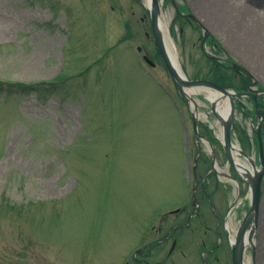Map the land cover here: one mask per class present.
<instances>
[{
	"label": "rangeland",
	"instance_id": "1",
	"mask_svg": "<svg viewBox=\"0 0 264 264\" xmlns=\"http://www.w3.org/2000/svg\"><path fill=\"white\" fill-rule=\"evenodd\" d=\"M161 1L186 78L214 74L200 51L202 32L185 16L192 14L217 42L215 52L205 45L208 54L222 61L229 55L264 85V31L257 28L264 0H228L257 15L253 28L239 17L217 18L193 0ZM148 17L143 0H0V264H123L162 212L189 201V156L191 164L197 158L201 179L210 152L202 143L197 155L190 101L155 55ZM224 73L239 86L229 69ZM21 85L38 88H12ZM206 95L191 98L199 130L215 137L220 125L206 118ZM240 104L252 112L249 101ZM242 109L234 124L250 136ZM245 146L257 164L255 147ZM213 152L230 173L220 143L213 142ZM262 177L259 224L245 264H264ZM212 185L221 193L216 210L224 213L236 186L224 177ZM199 189L200 183L196 196ZM248 198L240 184L231 231Z\"/></svg>",
	"mask_w": 264,
	"mask_h": 264
},
{
	"label": "flooded vegetation",
	"instance_id": "2",
	"mask_svg": "<svg viewBox=\"0 0 264 264\" xmlns=\"http://www.w3.org/2000/svg\"><path fill=\"white\" fill-rule=\"evenodd\" d=\"M260 98L264 100V93L257 95V102ZM261 112L264 115L263 105ZM260 136L264 152V128ZM198 177L196 174L193 179L195 189L189 205L170 209L151 224L134 244L127 264H233L231 228L226 224V214L216 210L221 193L210 178L204 181Z\"/></svg>",
	"mask_w": 264,
	"mask_h": 264
},
{
	"label": "water",
	"instance_id": "3",
	"mask_svg": "<svg viewBox=\"0 0 264 264\" xmlns=\"http://www.w3.org/2000/svg\"><path fill=\"white\" fill-rule=\"evenodd\" d=\"M160 14V8H159V0H151V7H150V19H151V29H152V35L154 38V42L156 44V48L163 60V62L166 65V68L170 71L171 75L175 79L178 86L183 90V88H189V89H211L214 91H217L221 93L223 96L228 97L229 99V105L230 111L225 120H222L219 115H217V112L215 110V104L212 103V112L215 115V117L221 122L223 127V141H224V148L226 150V156L229 161V163L233 166V160L231 155L232 150V144H231V137L230 133L232 130V123H233V114H234V101L233 99L235 97H242L247 96V93H231L228 92L226 89L217 86L215 83L207 81V80H194L190 81L186 78L181 77L172 63L170 62L169 58H167V54L165 52L164 43L162 40V36L158 30V17ZM193 20V16H189ZM233 67L238 68L237 65H233ZM194 126H196V122L194 120ZM261 142L259 141V147H260V155H262L261 151ZM242 156L244 154L241 153ZM250 161L251 167L253 168V175H247L245 178H241L239 175L237 177L245 182L250 189V208L246 215L243 218V221L241 225L239 226L237 232H236V238L234 239V243L232 244V250H233V263L234 264H242L243 261V253L245 248L248 246V244H252V237L255 233V228L258 220V210H259V203H260V181L261 177L263 175L264 170V160L261 158L260 161V169H256L254 167V163L247 158ZM247 243V244H246Z\"/></svg>",
	"mask_w": 264,
	"mask_h": 264
},
{
	"label": "bare ground",
	"instance_id": "4",
	"mask_svg": "<svg viewBox=\"0 0 264 264\" xmlns=\"http://www.w3.org/2000/svg\"><path fill=\"white\" fill-rule=\"evenodd\" d=\"M197 5L200 6V9L204 10H212L214 13L215 17L219 18H224L228 21H231L233 23L239 22V18H241L240 21L242 23L251 26V28L256 27L254 23H252V17H256L257 15L253 12L250 11L249 9L245 8L242 5H239L238 3H232V1L228 0H193ZM145 8H149L151 5V0H143ZM162 6V1L160 2V7ZM212 14V15H213ZM164 12L162 11V7L160 10V14L158 17V30L161 34V38L164 43V49L167 54V58L170 59L172 64L174 65V68L178 71L180 75H182V72L180 71V66L179 62L177 60L174 47H173V42L170 36L168 35L167 32V23H166V18L164 17ZM258 25V24H257ZM263 28L264 31V23H261L257 26ZM186 94L188 97H192L195 94H199L202 91L200 90H191V89H185ZM207 93V92H206ZM222 95L220 93H213V92H208L206 97L208 100L213 102L215 104V109L219 114V117L223 120L225 119L228 114V100L226 97H221ZM192 106V105H191ZM197 117H199V114H196ZM218 138L221 137V128L219 129V132L217 133ZM235 149L232 151V158L234 161V168L236 172L241 176V178H245L247 175H252V170L247 164V159L241 158L238 154V145L234 144ZM220 173H223L221 169H218ZM224 174V173H223ZM231 240H234L233 237Z\"/></svg>",
	"mask_w": 264,
	"mask_h": 264
},
{
	"label": "trees",
	"instance_id": "5",
	"mask_svg": "<svg viewBox=\"0 0 264 264\" xmlns=\"http://www.w3.org/2000/svg\"><path fill=\"white\" fill-rule=\"evenodd\" d=\"M212 45H213V48L218 47V45H215V43ZM211 65H213V70H214L213 71L214 74H213L212 79L214 81H216L217 83L221 84L222 86H228V87L232 86L233 87L231 79L228 76H226L225 73H222L221 70H219V68H217L214 64H211ZM241 78H242V86L245 87V85H247V83L249 82V78L243 74H242ZM44 86L48 87L49 85H44ZM54 86H55V84L52 83L51 87L53 88ZM12 88L15 89L18 93H21L22 90L23 91H28V90L36 91L38 86H36V85H21V86H18V88H15V87H12ZM234 88L236 89V87H234ZM236 90H238V89H236Z\"/></svg>",
	"mask_w": 264,
	"mask_h": 264
}]
</instances>
